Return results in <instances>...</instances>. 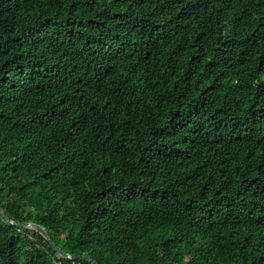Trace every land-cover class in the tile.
Listing matches in <instances>:
<instances>
[{
    "label": "trees",
    "instance_id": "trees-1",
    "mask_svg": "<svg viewBox=\"0 0 264 264\" xmlns=\"http://www.w3.org/2000/svg\"><path fill=\"white\" fill-rule=\"evenodd\" d=\"M0 208L100 264H264V0H0ZM75 261L0 216V264Z\"/></svg>",
    "mask_w": 264,
    "mask_h": 264
},
{
    "label": "water",
    "instance_id": "water-1",
    "mask_svg": "<svg viewBox=\"0 0 264 264\" xmlns=\"http://www.w3.org/2000/svg\"><path fill=\"white\" fill-rule=\"evenodd\" d=\"M0 216L9 224L17 227V228H24V229H31L34 230L35 232L39 233L42 237H44L47 242L50 244V246L55 250L56 254L62 257H66L72 260H76V258H81V259H87L92 262V264H100L96 259H94L91 255V253L87 250L81 252L80 254L78 253H70L62 250L55 242L54 240L48 235V233L45 231L43 227L40 225H35L32 223H17L13 222L10 220L4 211L0 208Z\"/></svg>",
    "mask_w": 264,
    "mask_h": 264
},
{
    "label": "built area",
    "instance_id": "built-area-1",
    "mask_svg": "<svg viewBox=\"0 0 264 264\" xmlns=\"http://www.w3.org/2000/svg\"><path fill=\"white\" fill-rule=\"evenodd\" d=\"M75 264H81L80 261H75Z\"/></svg>",
    "mask_w": 264,
    "mask_h": 264
}]
</instances>
